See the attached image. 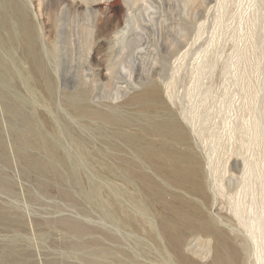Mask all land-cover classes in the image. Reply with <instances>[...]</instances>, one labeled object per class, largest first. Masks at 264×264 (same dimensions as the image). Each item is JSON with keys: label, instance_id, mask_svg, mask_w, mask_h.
Returning <instances> with one entry per match:
<instances>
[{"label": "rangeland", "instance_id": "374dc122", "mask_svg": "<svg viewBox=\"0 0 264 264\" xmlns=\"http://www.w3.org/2000/svg\"><path fill=\"white\" fill-rule=\"evenodd\" d=\"M21 2L57 73L56 101L83 91L92 110L138 118L146 105L137 106L136 94L152 81L160 85L169 117L185 131L172 147L184 174L172 172L169 191L160 197L128 177L89 170L104 184L94 205L55 173L42 176L27 166L30 153L40 160L46 156L20 150L17 133L24 124L9 108L12 93L4 95L0 84V264H216L219 249L232 264H264V0ZM140 34L150 40L138 48ZM143 46L152 53L156 72L129 81L122 65ZM9 49H0L1 57L12 55L27 71L20 46ZM151 53L145 57L151 59ZM25 88L21 83L27 94ZM38 94L41 102L32 109L39 112L37 125L51 130L57 123L50 100L41 89ZM65 118L71 121L70 115ZM71 122L78 132L65 145L81 136L88 149L98 146L101 136L82 129V121ZM133 127L125 131L136 133ZM129 146L125 153L131 156ZM106 151L101 155L111 164L113 152ZM99 158L92 155L83 165L102 167ZM187 161L190 176L184 172ZM187 176L190 189L176 184ZM112 203L132 209L144 225L115 224L106 214ZM167 204H198L211 231L179 220ZM168 220L177 228L169 230L170 237L163 230Z\"/></svg>", "mask_w": 264, "mask_h": 264}, {"label": "bare ground", "instance_id": "6f19581e", "mask_svg": "<svg viewBox=\"0 0 264 264\" xmlns=\"http://www.w3.org/2000/svg\"><path fill=\"white\" fill-rule=\"evenodd\" d=\"M150 21L151 18L148 23H150ZM35 29V25L26 10L25 3L23 4L21 0H0V49H11L20 46L22 57L27 59L30 64L29 69L24 71L18 64V59L16 60L12 55L8 54L10 56L8 59L0 55V65L4 67L3 72L1 71L2 74L0 73L1 88L3 94L5 93L4 95L6 96L12 93L11 95L13 97H10L11 103H9V108L15 113L14 116H17L24 124L25 129L17 133V136H19L18 138L21 140L19 146L20 150L24 149L29 151L31 149H37L46 156V159L40 160L37 156L33 155V153H30L28 155L29 164L27 166L32 169L34 168L37 172H41L40 175L43 173L50 174V172L55 173L64 180V182L66 181L70 186L76 187L83 192L86 200L88 199L92 204L95 203L97 194L99 192L101 193V190H103L104 184L102 183L103 181L101 182L97 179L98 177L96 178L97 175H92L90 171H94L97 174L103 172L108 174L115 173L120 177H128L134 181L132 182L130 180L132 183L139 184L141 187L145 185L156 195L160 197L163 196L166 191H169V175L171 174L173 176L172 172L175 173L178 171L179 173L178 169L181 170L176 164L175 151L172 147L173 143L178 138L184 136L185 131L183 128L176 127L174 119L169 117V111L172 113V110L169 109V102H166V100L164 101L163 98L161 99L159 96L162 91L160 85L152 81L148 87L146 86L136 94L137 106L143 102L146 105L138 118L127 114H125L127 115L125 116L123 113L120 114L118 113L119 111L115 110V112L112 109H109V111H105L104 109H101L102 111L100 109L92 110L88 102L89 97L87 93L83 91L82 93L80 91L79 94H75L76 92H72L70 95L64 94L65 96L61 98L62 100L56 101L55 96L58 85L56 78L57 73H55V76L52 69L53 67H51L48 62V52L46 48L41 47L39 36L37 35L38 32H36ZM148 40H150L148 36H138L136 39L139 45L138 48L141 47L144 41L147 43ZM137 50L138 54L132 57L127 64L125 63V65H122V68L126 70L130 78L129 81L133 80L135 77L141 79L144 77V73H147V75H154L156 72L154 71L155 62L152 60V53L147 51L144 46ZM7 52L8 51H6V53ZM150 53L151 59H149L148 56L145 57V55H150ZM57 72L60 74L59 70ZM21 83L26 87L27 94L23 93ZM38 89H41L50 100L49 107L54 114L55 123H57L56 127L50 128L51 130H46V127L49 128L48 126L44 127L45 129H42V127L40 128L42 123H40L41 125H37L39 122V112L32 110L33 105L36 102H41L42 99L38 94ZM124 92H126V89ZM160 109L163 112L161 115L158 114ZM67 114L70 115L71 121L76 120L78 122L79 120L84 122L85 127L81 125L82 123L79 124L82 126V129L93 130L96 134L101 136V141L97 144L98 146L89 145L90 148L88 149L85 144H89V142L81 136L79 139L76 136L78 140H76V143H73V146L65 145L64 141L70 142L73 136L78 132V129L72 125V122L66 120L65 116ZM94 120L97 121L98 124L92 128L91 123H93L92 121ZM81 126L79 127L80 130ZM133 126H136V133L125 131L126 127L131 130V128H134ZM1 139L0 136V141ZM128 145L131 147V149L129 148L132 151L131 156L126 154L127 151L125 153V146L128 147ZM106 149L111 153L113 152V156H110L113 160L111 164H109L110 161L108 163V160L104 158L106 156ZM128 153L130 152L128 151ZM73 154H75V156ZM101 154H105V156L103 157ZM92 155H95V157L97 155L98 158L101 157L99 158L101 160H98L102 164V167L99 165L101 168L98 166L100 170L99 168L92 170L90 168L91 166L87 168L85 164L83 165V162H88ZM189 164L191 165V162L187 161L184 163L183 167H185L184 172L190 176L192 171ZM147 168L152 171L153 175L147 173ZM183 169L184 168L181 170L182 173ZM86 171L91 173L90 175L87 174V177L85 176ZM198 172L200 171L197 170V174ZM189 176L186 177V180L178 181L176 184H178V186L180 185L182 188H189L190 184H192ZM183 178L185 179V177ZM200 186L201 191H204V185L202 184ZM94 205H99V203ZM108 206L110 208L106 214L109 215L115 224L117 221H125L134 225L143 223L140 218H138L139 216L137 217L131 212L132 209L128 210L126 206L122 204L112 203L108 204ZM167 206L169 210H172L171 212L175 213V215H179V220L184 221L186 224L205 232L211 231L209 229L211 220L205 215L204 211L200 208L201 206L199 207L198 204H176V206L167 204ZM168 217L170 218V216ZM169 222L172 221L168 220L163 229L166 231L167 237H170L169 230H175L176 228L174 221L172 223ZM141 225H144V223ZM173 243L175 246L179 245L178 241L175 239L172 244ZM215 263L232 264L231 260L228 259V255L224 252V249H219L216 252ZM93 264L99 263L93 262Z\"/></svg>", "mask_w": 264, "mask_h": 264}]
</instances>
